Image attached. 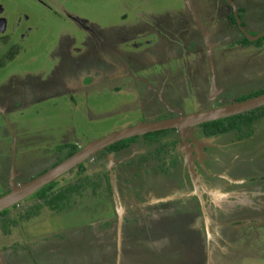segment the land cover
Here are the masks:
<instances>
[{"label":"rangeland","instance_id":"rangeland-1","mask_svg":"<svg viewBox=\"0 0 264 264\" xmlns=\"http://www.w3.org/2000/svg\"><path fill=\"white\" fill-rule=\"evenodd\" d=\"M252 1V13H257L259 7L254 3L257 1ZM201 2L203 7H208V0H0L4 17L8 18L10 23L6 34L0 35V105L6 107L4 113L0 112V196L7 191L6 173L8 165L9 167L10 164L15 166V157L17 159L19 156L23 157L21 160L25 162L23 166L26 169L24 178H31L37 174L34 172L36 169L39 168L37 171L40 172L44 165L51 166V164H57L64 160L62 157L65 151L56 153V150L58 146L64 145V142H67L73 134L82 137L76 141L82 146L89 141L100 139L112 132L140 123L133 124V119L126 116L127 108H131L134 113L137 111V114L135 113L137 117L139 112L141 113L140 101L131 102V97L128 95L129 92H133L131 89L125 90V93L123 91L116 92L114 89L117 86L114 84L96 87L90 93L86 91L83 93L82 91L68 92L65 85L59 86L58 83H55L57 87L52 85L56 71L62 68L60 56H63V50H60V55L59 49L63 45L64 36L76 37L78 34L81 35L82 31L90 30L89 36L81 35V42L76 46V49L77 52L86 48L91 49L93 45L100 42V47L98 48V45L95 49L98 62H100L99 58L103 59L106 53L114 58L112 49L107 47L108 42H113L114 47L124 50L129 44L125 42L120 44L121 39H134L131 40L133 43L138 35L143 36L146 33L145 36L148 37L152 34L153 37L155 35L156 41L158 39L157 42L155 41L157 55L154 57L155 51H152V55L154 60L161 62L166 56L168 59L175 50H180L181 42L185 39L181 30L182 33L180 32L178 40L169 39V36L157 29V25L169 22L177 27L180 22L185 26L186 23L193 21L192 10L200 19L199 12H202V9L200 10L198 5ZM235 2L237 6L247 3L242 0ZM150 6H152L153 14L146 12L145 17L143 18V15V19H139L140 14L138 13L141 12V9L145 10ZM228 11L229 9H227ZM21 15L29 17V25L22 23L21 27L10 28L11 20H18L20 18L18 16ZM71 16L74 19L77 17L78 21H72ZM215 18L213 17V20ZM246 20L244 19L243 22L252 31H261L264 25V20L258 21L259 23H256L253 17L251 21L245 22ZM211 23L214 26L217 25L212 20ZM12 25L14 24L12 23ZM26 26L35 28L31 32L25 33ZM225 29L227 35L238 36L234 27ZM12 32L14 33L11 35ZM23 33H25L24 38L22 37ZM168 47H171L174 52H170ZM250 48L252 49L236 50V53H224L222 61L220 58L217 61V70L211 65V73L214 75L215 71L225 67L228 69L227 75L231 79L238 80L240 77L252 76L249 81L251 87L248 85L250 87L248 89L247 86L241 85V81L233 82L237 92L242 94L262 91L264 87V47ZM115 51L117 50L115 49ZM130 51L136 55L140 52L135 48ZM165 52H167L166 56ZM194 61L189 62L191 66L188 71L186 70V76L190 77L192 73L195 82H203L202 84L206 85L208 82L206 75L209 74L210 78L208 63L206 67L202 63L194 66ZM135 62H138V59ZM174 64L176 63L172 60L165 67L170 68ZM160 69L162 68H159L158 72ZM162 70L164 75L165 68ZM144 92L142 97L150 93L147 87ZM192 96H198L195 90L192 91ZM192 96L188 102H183V107L188 111H199L200 102L193 99ZM227 96L230 94L228 93ZM229 101L231 100L215 103L214 108L232 103ZM87 108H90L89 113L92 120L100 119L91 122L88 114L85 113ZM125 118L132 120L126 122ZM253 132L254 138L249 141V144L254 148L257 147L256 145L261 147V144H264V121L257 123L253 127ZM233 138V135H228L224 142L221 140L219 144L234 147ZM20 161L19 163H21ZM261 161L264 163V158ZM97 171H99L97 167H92L85 174H78L74 169L57 180V186L53 193L64 190L67 186L77 187L75 191L70 189V192L66 193L65 199L69 201V204L64 210H53L43 201L31 197L10 209L8 216L0 219V252L7 253L12 257L16 251L25 253L34 250L32 255L39 257L36 261L31 258L26 262L25 255L21 256L20 258L23 260L18 259L19 264H49L46 259L50 258L54 259L55 264L66 262L69 264H115L116 261L120 262L119 260L124 254L130 252L125 260L127 264H184L188 259V253L191 252L189 254L190 264H193L196 245L206 250L204 243H208L209 247L215 251L218 249L217 246L221 249L219 253L209 251L208 256L212 254L211 259L209 257L210 261L212 260L211 264H264V188L254 187L252 194L244 191L242 194L235 195L222 193L226 196L227 201L236 203L237 200L243 199L250 214L230 217L227 220L228 224L230 221L237 220L238 226H230L225 230L221 227L216 228L217 226L214 224L213 217L221 219L220 212L219 214L217 212L216 215L214 212H209L204 224V227H209L207 234L203 233L204 229L201 223L195 226V230H197L195 235L197 238L200 237L196 245L194 241L190 240L191 235L189 234L181 235L180 241L181 238H184L183 243L180 245L178 242L179 245H175L174 242L169 241L170 238L172 239V235L165 233L157 244L149 240L146 243L141 242L139 246L141 239L138 237L139 242L136 247L139 246L138 250L141 249V253L134 247V250L131 251L117 250L112 254L113 246L106 245L107 231L102 230L107 227L105 225L106 217L103 215L109 214L107 213L109 210L106 211L104 207L102 208V206H107V196L102 194L100 188L78 187L79 184L97 180ZM17 185L14 184V186ZM103 201L105 202L102 204ZM205 201L208 202V199ZM215 202L217 203L216 200ZM211 205H208V208ZM235 206L238 210L240 209L238 205ZM250 210H253V214ZM102 211L104 214L101 213ZM95 212H98L99 215H94ZM155 213L154 215H139V221L134 219L129 223L138 225L137 228L141 230V233L143 231L148 234L158 223H164L167 219L174 217V215L159 214L160 212ZM121 219L115 221V228L125 225L126 219H124L125 221L123 218ZM2 220L5 221L3 226H5L6 232H3ZM177 223V228L184 227L186 230L185 219L183 222L177 220ZM89 224L90 228L82 231L79 236L77 232L80 228H84L83 225L89 226ZM155 230L157 229L153 231ZM43 239L51 240L52 244L41 248ZM53 239H59V242L53 244ZM97 240L101 241L100 246H97ZM130 242H132L131 239ZM32 243H34V248L31 246ZM81 244H84L85 250L80 249ZM46 248L53 250L48 253V257L47 252L44 251ZM26 249L28 250L26 251ZM120 249L122 248L120 247ZM176 249H179L178 254ZM60 254L62 257L58 259ZM201 255L200 259L195 257V262L198 264L205 263L202 252ZM94 256L97 258L94 259ZM106 259L107 261L104 263ZM32 261L34 262L32 263Z\"/></svg>","mask_w":264,"mask_h":264},{"label":"flooded vegetation","instance_id":"flooded-vegetation-1","mask_svg":"<svg viewBox=\"0 0 264 264\" xmlns=\"http://www.w3.org/2000/svg\"><path fill=\"white\" fill-rule=\"evenodd\" d=\"M208 1V7H203L202 2L198 5V8L200 10L202 9V12H199L201 15L200 19L193 10L191 11L193 24L189 22L184 26L179 22V25L176 27L174 24L171 25L169 22H164L162 23L163 27H158L157 25V29L163 31L169 36V39L178 40L181 31L185 39L183 42L179 40L182 43L180 50H175L174 52L171 47H168L170 52L174 53L167 59V52H165L166 57L161 62L154 60L152 55V51H155L154 57L157 55L155 35L153 37L151 34L146 37V33L143 36H136L137 39L133 43L131 40L134 39H121L122 42L120 44L124 42L129 44L124 50L114 47L113 42H108L107 47L112 49L114 58H111L106 53L105 57L103 59L99 58L100 62H98L95 49L98 45V48L100 47V42L93 45L91 49L86 48L85 50L83 49L77 52L76 46L81 42V35L89 36L91 34L90 30L86 32L78 28V30L82 31H80L81 35L78 34L76 37L67 35L63 38V45L59 49L60 55V50H63V56H60L62 68L56 71L52 85L56 86L55 83H58L57 85L59 86L65 85L68 92L82 91L83 93L85 91L90 93L96 87L112 86L114 84L117 86L114 89L116 92H124L127 89H131L133 92H129L128 94L131 97V102L140 101L139 108L141 111L137 117V111L135 114L131 108H127L126 116L133 119V124L138 122H156L181 115H188L204 109L214 108L216 106L215 103H224L228 100H231L229 102L232 103L241 102L240 98L249 94L237 92V88L233 82L241 81V85L247 86L248 89L249 86L251 87L249 81H251L252 76L240 77L238 80H234L227 75L229 71L225 67L215 71L214 75L211 73V65L217 70V61L219 58L222 61L224 53H236V50L243 51L252 49L250 47H254V49L264 47V25L261 31L256 32L248 28L247 24L243 22L244 19H247L245 22H248V20L251 21L252 17L256 23L264 20V0H256L257 2H254L259 7L257 13H252V0H242L247 3L240 6H237L236 0ZM151 7L147 8V10L151 11ZM227 9H229L228 12ZM142 12L141 9L140 13ZM150 13L153 14L152 11ZM231 15L235 18V24L231 22ZM18 17H20L18 20H11V25L12 23L14 25H10V28L21 27L23 25L22 23L29 25L30 20L28 16L21 15ZM68 17L70 18L69 15ZM213 17L216 18L213 20ZM76 18L74 19L71 16L72 21H78ZM3 20L5 21L6 28L4 32L0 33L1 36L6 34L8 24L10 23L8 18L4 17V10L0 6V27H2L1 22ZM211 20L217 25H212ZM231 26L237 30L238 36L226 34L225 28ZM26 27L25 33L31 32L35 28H31L30 26ZM219 27H222L221 29L223 30ZM25 33L22 35L23 38L25 37ZM256 37V40L250 41L251 38ZM245 40L249 42V45L245 46ZM259 41L260 44L256 45ZM134 48L140 50L137 55L130 51V49ZM137 59L138 62H135ZM172 60L176 64L170 68L165 67ZM190 61L195 62L194 66L202 63L206 67L208 63L210 78L209 74L206 75L208 80L206 85H203V82H195L192 73L190 77L186 76V70L188 71L191 66L189 64ZM159 68H165L164 75L162 69L158 72ZM168 81L170 82L169 84ZM167 85L169 86L167 87ZM144 87H147L150 93L142 97V93H145ZM240 89L243 88L240 87ZM194 90L198 96H192V91ZM228 93L230 96H227ZM133 96L134 98H132ZM191 96L193 99L199 100V111H188L187 108L183 107V102H188ZM5 109L6 107L4 105H0L1 113H4ZM89 112L90 108H87L85 113L88 114L91 122L100 119L92 120ZM132 119L125 118L124 120L128 122V120ZM261 121H264V116L259 118L253 124V127ZM202 125L194 126L184 131L172 129L162 130L132 137L123 140H131L125 149L108 152L107 149L109 147L120 143L117 142L93 155L89 159L90 162L88 160L81 164L84 165V174L92 167L99 169L97 171V180L93 183L96 185V188L101 189L102 194L107 196V206H102V208L104 207L106 211L109 210L107 212L109 214L103 215L106 217L105 225L107 227L102 230L107 231L108 239L106 240V245L113 246L111 249L112 254L117 250H122V252L131 251L134 247L138 250L141 242L146 243L149 240L157 244L165 233L166 235H172V239L170 238L169 241L174 242L175 245H179V243L181 245L183 243L184 238H181L180 241L181 235L189 234L191 235L190 240L192 242L194 241L196 245L200 237L197 238L195 235L197 231L195 230V226L201 223L204 229L203 233L207 234L209 227H204V224L209 212H214L215 215L217 212L218 214L220 212L219 215H222V217L218 219L214 216V224L217 226L216 228L221 227V229L225 230L230 226H238L237 220L230 221V225L228 224L227 220L230 217L250 214L247 211L248 206H246L243 199L237 200L234 203L227 201L226 196L222 193L235 195L242 194L244 191L245 193L252 194L251 192L254 190V187L257 189L264 188V163L261 161L264 158V144H261V147H258V145L255 148L251 147L249 141L254 138L253 131L247 137L243 136V131L207 135L202 130ZM152 133H158L159 135L150 136L149 134ZM228 135L234 136V147H229L227 144H224V146L219 144L221 140L224 142ZM79 139H82V137L73 134L68 138L67 142H64V145L66 144L70 147L77 146L79 150L84 145L81 146L76 142ZM21 159L23 157L19 156L18 159L15 157L14 167L11 164L10 167L8 165L6 173L8 184H6L7 191L5 190L6 192L4 194L8 193L14 184L19 185L32 180L50 168V166L44 165L40 172L37 171L39 168L34 171L37 172L34 177L24 178L26 169L23 165L25 162ZM77 168L78 166L75 169ZM206 199H208V202L205 201ZM208 205L211 206L208 208ZM235 205H238L240 209L238 210ZM15 207L17 206H12L5 211L9 212L10 209ZM250 211L253 214V210ZM155 212H160L159 214L162 213L164 215H174V217L167 219L164 223H158L148 234L143 233V231L141 233V230L137 228L138 225L130 224V221H134V219L139 221V215H154ZM101 213L104 214V211ZM94 215H99V213L95 212ZM121 218H123V221L126 219L125 225L120 228H115V221L122 220ZM184 219L187 223L186 230L184 227L177 228V220L183 222ZM82 227L84 228H80L79 232H77L79 236H81L82 231L90 228V224L89 226L83 225ZM154 229L157 230L153 231ZM138 237L141 239L140 242ZM151 237L155 238L152 239ZM130 239L132 242H130ZM50 241L43 239L41 248L52 244ZM58 242L59 239H55L53 244H57ZM138 242L139 246L136 247ZM96 244L100 246L101 241L97 240ZM204 245L206 246V250L196 245L197 248L194 251L193 264H198L195 262V257L200 259L202 257L201 252L204 262L211 264L212 260L210 261V259L212 254L208 256L209 251L219 253L221 250L217 246L216 248L218 249L216 252L215 249L209 247L208 243H204ZM31 246L34 248V243ZM80 249H84V244H81ZM176 250L178 254L179 249ZM33 251L25 253L16 251V255H12V257L7 253L0 252L3 258V262H0V264H19L18 259L23 260L20 257L24 255L26 262L31 260V258L36 261L39 257L33 256ZM44 251L47 252V257L48 253L53 252L49 248H46ZM130 253L124 254L121 260H119L120 262L116 261L115 264H120L121 262L122 264H127L125 260ZM189 254L191 252L188 253V259L184 264H190ZM61 257L62 254H60L58 259ZM92 258L91 260H93ZM95 258L97 256H94ZM46 260L49 264L56 263L53 258ZM106 261L107 259L104 263ZM64 264L69 263L66 262Z\"/></svg>","mask_w":264,"mask_h":264},{"label":"water","instance_id":"water-1","mask_svg":"<svg viewBox=\"0 0 264 264\" xmlns=\"http://www.w3.org/2000/svg\"><path fill=\"white\" fill-rule=\"evenodd\" d=\"M0 33L5 31V21L1 22ZM248 37L249 35L246 34ZM251 38L250 41L256 40ZM264 107V94L235 102L226 106L210 108L208 110L181 115L171 119H164L156 122H140L131 127L123 128L112 132L100 139H95L84 144L77 152L63 161L48 169L39 176L17 186H11L8 193L0 197V213L8 208L19 204L21 201L33 196L45 186L57 181L65 174L69 173L77 166L87 162L93 155L123 140L141 136L149 132L162 130H186L188 128L205 123L218 121ZM0 262L2 261L0 253Z\"/></svg>","mask_w":264,"mask_h":264},{"label":"trees","instance_id":"trees-1","mask_svg":"<svg viewBox=\"0 0 264 264\" xmlns=\"http://www.w3.org/2000/svg\"><path fill=\"white\" fill-rule=\"evenodd\" d=\"M231 22L233 24L236 23L233 15H231ZM244 44H245V46H247V45H249V42L247 40H245ZM259 44H260V41L256 43V45H259ZM262 94H264V90L258 91V92H253L247 96L241 97L240 101H243V100L258 96V95H262ZM263 116H264V107L250 111V112H247L245 114H240V115H236V116L229 117L226 119H221L218 121L205 123L201 127H202V130L207 133V135L226 134V133H230V132H242L243 131L244 132L243 136L247 137L253 131V124L259 118H261ZM156 134L159 135L158 133H152L149 135L154 136ZM160 134H162V133H160ZM130 141L129 140L121 141L120 143L109 147L107 149V151L113 152V151H120L122 149H125ZM57 150L65 151V154L62 157V159H65V158L73 155L78 150V148H77V146L70 147V146H67L65 144L62 146H58ZM61 160H59V161H61ZM76 171L78 172V174H84V171H85L84 165H79L78 168L76 169ZM56 186H57V181L45 186L44 188H42L41 190L36 192L33 196H31V198L43 201L46 206H48L49 208H51L53 210L54 209H57L58 211H60V209L64 210V208L69 204V201L65 199L66 193H69L70 189H73L75 191L77 189V187L74 186L72 188V186H70V187L67 186L64 190H60L57 193H53ZM84 186L96 188V185L93 182H86L85 184H79L78 187L83 188ZM64 201H66V202H64ZM7 213H8V211L2 212L0 214V219H1V217H2V219L7 217L8 216V215H6ZM2 221L3 222L1 224H2V228H3V232H6L5 226H3V225H5L4 224L5 221L4 220H2Z\"/></svg>","mask_w":264,"mask_h":264},{"label":"crops","instance_id":"crops-1","mask_svg":"<svg viewBox=\"0 0 264 264\" xmlns=\"http://www.w3.org/2000/svg\"><path fill=\"white\" fill-rule=\"evenodd\" d=\"M145 10H146V11H144V10L142 9L143 12H142V13H140V12L138 13V14H140V15H139V19H143V18L145 17V15H146V12H147V13H150V12H151L150 10H147V8H145ZM142 15H144L143 18H142ZM158 27H163V25H162V24H158ZM164 27H165V26H164ZM160 44H161V43H160ZM57 152H61V151L56 150V153H57ZM55 165H56L55 163H54V164H51L50 168L54 167ZM50 168H48V169H50ZM48 169H47V170H48ZM47 170H46V171H47ZM44 172H45V171H44ZM44 172H43V173H44Z\"/></svg>","mask_w":264,"mask_h":264}]
</instances>
